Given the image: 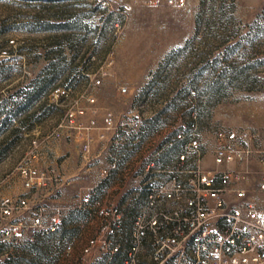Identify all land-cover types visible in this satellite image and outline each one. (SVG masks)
<instances>
[{
	"label": "rangeland",
	"instance_id": "1",
	"mask_svg": "<svg viewBox=\"0 0 264 264\" xmlns=\"http://www.w3.org/2000/svg\"><path fill=\"white\" fill-rule=\"evenodd\" d=\"M126 5L122 12L98 0H0V201L22 191L17 166L34 138L42 143L39 166L51 178L48 191H32L35 206L29 211L41 200L59 198L57 189L68 174L80 172L79 182L70 185L94 187L96 171L108 167V141L115 137L169 143L195 122L204 143H216L220 128H250L264 137V0H190L185 8L151 1ZM108 59L114 60L111 75L90 86L89 75ZM79 70L84 76L76 80ZM36 83L43 87L32 97ZM66 84L73 89L69 97H52V89ZM20 90H27L31 101L4 116L7 97ZM88 94L96 98L94 105ZM79 106L88 108L84 120L97 122L87 152L79 136L47 139L66 112ZM136 111L143 116L139 129L129 124ZM109 114L115 118L111 128L104 122ZM170 147L184 150L182 142ZM123 229L120 240L127 236ZM63 233L59 226L54 238L2 250L4 260L60 264L43 251L51 245L57 250Z\"/></svg>",
	"mask_w": 264,
	"mask_h": 264
},
{
	"label": "built area",
	"instance_id": "2",
	"mask_svg": "<svg viewBox=\"0 0 264 264\" xmlns=\"http://www.w3.org/2000/svg\"><path fill=\"white\" fill-rule=\"evenodd\" d=\"M98 1L107 9L127 11V0ZM131 1L185 8L190 0ZM113 64L114 60L108 59L89 75L90 86H100L111 75ZM83 76L81 70L74 75L76 80ZM72 91L66 84L52 89L51 95L66 98ZM121 91L128 92V87L123 86ZM28 100L27 90L12 93L5 101L4 116L15 114ZM86 100L91 105L96 103L93 94H88ZM88 112L84 106L68 110L47 139L79 136L84 138L82 149L89 151L97 122L96 118L84 120ZM104 122L110 128L115 126L112 114ZM142 123V113L136 111L129 124L139 129ZM214 135L213 167L204 166L197 122L188 132L176 135L175 141L182 142L184 150L167 177L150 179L143 187L146 202L135 216L127 246L118 239L125 223L124 212L115 204L101 206L96 202L101 222L96 238L90 239L83 249L84 255L96 248V264H264V137L244 127L220 128ZM41 146L40 140L34 138L17 166L25 188L41 185L48 178L39 166ZM115 167L113 163L111 168ZM108 172L103 171L104 177ZM90 199L91 195H87L84 202ZM27 207L29 201L21 193L0 201V246L4 249L47 237L58 229V221L46 220L41 210L29 221L19 219ZM71 248L68 246L67 250ZM99 254L106 256L105 261ZM0 264H7L1 250Z\"/></svg>",
	"mask_w": 264,
	"mask_h": 264
},
{
	"label": "crops",
	"instance_id": "3",
	"mask_svg": "<svg viewBox=\"0 0 264 264\" xmlns=\"http://www.w3.org/2000/svg\"><path fill=\"white\" fill-rule=\"evenodd\" d=\"M108 142L110 161L108 167L96 171L98 181L94 187L72 186L71 183L79 182L80 172L77 171L78 173L74 177H70L68 174L66 185H61L57 189L60 197L41 200L37 203L39 204L38 208H35L36 212L39 210L43 212L46 220L58 221L64 231L60 236L61 243L57 250L54 245H51L50 249L43 251L44 255L50 256L52 260L60 259V264H69L70 258L73 260L72 264H96V248L87 255L83 253L89 240L96 238L101 222L100 216L96 213V202H99L101 206L115 204L124 212L123 230L126 231L127 236L121 240L119 238V240L127 246L134 228L135 216L146 202V193L143 187L150 179L167 177L180 155L179 152L173 150V147H170L176 142L175 140L166 143L163 139L115 137L109 139ZM215 146V142L212 144H209L208 141L203 142V163L206 167L214 166ZM170 150L173 152L166 156V151ZM113 163L116 165L115 168H111ZM105 168L109 170L107 177L103 175ZM50 178L51 175L48 171V178L41 185H36L31 189L22 186V191L16 190L27 197L29 206H31L34 203L30 198L32 191H48ZM87 195H91L90 202H84ZM27 208L19 215V219L31 220L35 210L29 211ZM49 237L54 238L55 235L52 234ZM71 245H73V251L69 255L70 251L67 250V247ZM30 246L35 248L36 245L31 244ZM0 250L4 251L5 249L0 246ZM31 254H40V252L33 250Z\"/></svg>",
	"mask_w": 264,
	"mask_h": 264
},
{
	"label": "trees",
	"instance_id": "4",
	"mask_svg": "<svg viewBox=\"0 0 264 264\" xmlns=\"http://www.w3.org/2000/svg\"><path fill=\"white\" fill-rule=\"evenodd\" d=\"M54 76H56L55 78H57V73H54ZM56 80V79H55ZM46 81L44 80L42 83H45ZM37 87L36 88H38V89H36L35 91H33L32 92V97L33 96H39L40 95V93H41V90H42V87H43V85H42V87H39L38 85H37V83L35 84ZM31 97V98H32ZM31 100H30V95H29V100H28V102L27 103H29ZM26 103V104H27ZM25 105V104H24Z\"/></svg>",
	"mask_w": 264,
	"mask_h": 264
}]
</instances>
